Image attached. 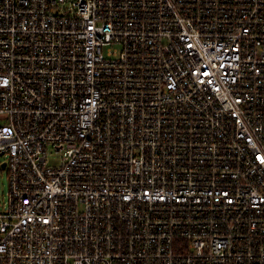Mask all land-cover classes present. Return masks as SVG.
<instances>
[{
  "label": "built area",
  "instance_id": "1",
  "mask_svg": "<svg viewBox=\"0 0 264 264\" xmlns=\"http://www.w3.org/2000/svg\"><path fill=\"white\" fill-rule=\"evenodd\" d=\"M0 264H264V0H0Z\"/></svg>",
  "mask_w": 264,
  "mask_h": 264
},
{
  "label": "rangeland",
  "instance_id": "2",
  "mask_svg": "<svg viewBox=\"0 0 264 264\" xmlns=\"http://www.w3.org/2000/svg\"><path fill=\"white\" fill-rule=\"evenodd\" d=\"M5 160L4 156H0V209L8 202L9 199V176L7 169H2L1 164Z\"/></svg>",
  "mask_w": 264,
  "mask_h": 264
},
{
  "label": "water",
  "instance_id": "3",
  "mask_svg": "<svg viewBox=\"0 0 264 264\" xmlns=\"http://www.w3.org/2000/svg\"><path fill=\"white\" fill-rule=\"evenodd\" d=\"M2 166H3V168H6V162H4V163L2 164Z\"/></svg>",
  "mask_w": 264,
  "mask_h": 264
}]
</instances>
